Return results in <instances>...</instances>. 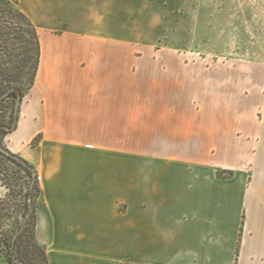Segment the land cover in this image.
Segmentation results:
<instances>
[{"label": "crops", "instance_id": "obj_1", "mask_svg": "<svg viewBox=\"0 0 264 264\" xmlns=\"http://www.w3.org/2000/svg\"><path fill=\"white\" fill-rule=\"evenodd\" d=\"M21 1L40 63L5 148L40 178L47 264H264V86L124 48L192 0Z\"/></svg>", "mask_w": 264, "mask_h": 264}, {"label": "rangeland", "instance_id": "obj_2", "mask_svg": "<svg viewBox=\"0 0 264 264\" xmlns=\"http://www.w3.org/2000/svg\"><path fill=\"white\" fill-rule=\"evenodd\" d=\"M187 1L189 0H176L179 4L185 3V5ZM191 2L193 5L191 11L175 12L174 27L153 26L148 22L144 23L146 20H143L141 25H134L127 21L124 48L131 49L138 56H147L157 50L182 53L185 63L188 64L186 67L188 84H193L190 77L198 74L197 72L195 74V71H202L207 67L223 73L235 69L240 73L244 72L245 77L248 75L252 86H264V0H192ZM8 3L18 11L23 6L21 0H0L1 35L2 32L6 34L9 28H17L11 24H4L6 21H11L7 16ZM132 12L134 13L132 9H128V15ZM149 14L151 18L162 15L160 12L151 14L150 11ZM31 20L38 28L36 17ZM181 20L184 24L190 25L189 28L179 27L177 23H181ZM150 22L153 23V21ZM14 35L12 34L11 38L15 37ZM4 40L0 42L2 70L9 68L10 63L19 66L24 59L21 56L20 40L18 43L11 39L7 41L6 36ZM13 43L15 45L11 49ZM235 78L238 79L239 76L236 75ZM8 90L9 81L2 72L0 73V96ZM15 96L10 94L0 101V125L11 124L16 103ZM190 96L192 93L188 95V98ZM7 134L0 131V147L5 150H7L5 148ZM37 139L32 142V146ZM6 178L11 180L8 186L4 184ZM24 182V173L0 156V201L7 199L6 210L1 212L0 233H9L17 229L18 224L23 220ZM30 229H32L31 226ZM0 252L4 255L6 253V246L1 235Z\"/></svg>", "mask_w": 264, "mask_h": 264}, {"label": "trees", "instance_id": "obj_3", "mask_svg": "<svg viewBox=\"0 0 264 264\" xmlns=\"http://www.w3.org/2000/svg\"><path fill=\"white\" fill-rule=\"evenodd\" d=\"M8 8V18L11 21H6L4 24H11L13 27L9 28L6 34H0V42L5 41L4 37H7V41H13L18 43L20 40L22 45L21 56L24 57L22 63L19 66L10 63V67L7 69H1L0 73L3 72V76L8 78L9 89L14 88L10 94L20 95L21 99L25 96L26 90L33 86L34 80L36 78L38 64L40 63V41L37 34V29L34 27L33 23L17 8L12 7L9 3ZM15 34V37L11 38V35ZM9 38V39H8ZM15 43L11 44V49L14 48ZM24 81V83L22 82ZM8 95V96H9ZM7 97V96H6ZM19 113V112H18ZM18 113L14 106L12 113V122L10 125H0V131L7 134L16 128V122L18 119ZM14 128L11 131H6L5 127ZM38 142V139H37ZM37 142L33 145L35 146ZM1 148V147H0ZM5 150V149H4ZM0 156L3 157L8 163H11L17 167L25 175V182L23 186V192L25 199V212L23 213V220L18 224V228L11 230L9 233H0L4 239V244L6 246L5 257L9 264H47V257L44 249L37 242L35 236L36 229V208L37 199L40 196V188L38 185V175L30 162L15 156L13 153L9 152L6 155L0 152ZM219 178L223 175L218 174ZM232 173H228L224 178H230ZM7 180V181H6ZM5 185H9V178L4 179ZM7 199L0 201V217H2L1 212L6 210ZM1 224V223H0ZM2 225H0L1 228ZM30 226L32 229H30ZM30 229V231H29ZM28 233L30 235H28ZM38 261H40L38 263Z\"/></svg>", "mask_w": 264, "mask_h": 264}, {"label": "water", "instance_id": "obj_4", "mask_svg": "<svg viewBox=\"0 0 264 264\" xmlns=\"http://www.w3.org/2000/svg\"><path fill=\"white\" fill-rule=\"evenodd\" d=\"M14 90V88H10L1 98H4L6 96L9 95L10 92H12ZM20 103H21V97L20 95L17 96V99H16V103H15V109H16V113H18L19 111V108H20ZM14 128V126H11V127H5V130L6 131H11L12 129ZM0 152L6 154V155H9V151L7 150H4L2 148H0Z\"/></svg>", "mask_w": 264, "mask_h": 264}, {"label": "flooded vegetation", "instance_id": "obj_5", "mask_svg": "<svg viewBox=\"0 0 264 264\" xmlns=\"http://www.w3.org/2000/svg\"><path fill=\"white\" fill-rule=\"evenodd\" d=\"M3 95H4V94H3ZM3 95L0 96V101H1L2 99H4V98H1Z\"/></svg>", "mask_w": 264, "mask_h": 264}, {"label": "built area", "instance_id": "obj_6", "mask_svg": "<svg viewBox=\"0 0 264 264\" xmlns=\"http://www.w3.org/2000/svg\"><path fill=\"white\" fill-rule=\"evenodd\" d=\"M39 180H40V178L38 177L37 181H39Z\"/></svg>", "mask_w": 264, "mask_h": 264}]
</instances>
